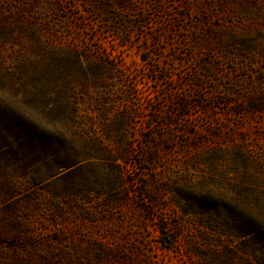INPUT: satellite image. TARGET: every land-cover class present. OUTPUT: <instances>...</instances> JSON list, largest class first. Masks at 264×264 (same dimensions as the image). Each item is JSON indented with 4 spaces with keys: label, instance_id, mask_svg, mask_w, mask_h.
Here are the masks:
<instances>
[{
    "label": "rangeland",
    "instance_id": "rangeland-1",
    "mask_svg": "<svg viewBox=\"0 0 264 264\" xmlns=\"http://www.w3.org/2000/svg\"><path fill=\"white\" fill-rule=\"evenodd\" d=\"M0 264H264V0H0Z\"/></svg>",
    "mask_w": 264,
    "mask_h": 264
}]
</instances>
